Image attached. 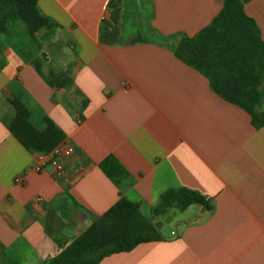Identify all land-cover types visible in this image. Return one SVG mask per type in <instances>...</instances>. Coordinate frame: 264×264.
Returning a JSON list of instances; mask_svg holds the SVG:
<instances>
[{
	"label": "crops",
	"instance_id": "0c3cea01",
	"mask_svg": "<svg viewBox=\"0 0 264 264\" xmlns=\"http://www.w3.org/2000/svg\"><path fill=\"white\" fill-rule=\"evenodd\" d=\"M114 2L119 41L108 43L100 26ZM221 5L37 0L58 25L48 38L36 33L39 47L31 46L20 22L0 35V260L43 264L125 197L139 203L161 237L97 264H264V126H253L243 108L215 93L174 52ZM243 10L264 42V0H248ZM43 53L54 60L45 59V72H66L62 86L49 85L33 68V57ZM13 82L25 92L32 123L41 128L47 119L62 132L53 148L74 146L64 161L67 180L52 178L50 167L32 170L37 153L11 133ZM107 155L127 172L117 183L99 167ZM177 187L196 190L206 204L154 215L160 194Z\"/></svg>",
	"mask_w": 264,
	"mask_h": 264
},
{
	"label": "trees",
	"instance_id": "16d2710c",
	"mask_svg": "<svg viewBox=\"0 0 264 264\" xmlns=\"http://www.w3.org/2000/svg\"><path fill=\"white\" fill-rule=\"evenodd\" d=\"M248 0H222L220 10L212 20L192 36H183L175 47V55L197 69L209 81L211 89L225 100L243 108L255 127L264 126V42L254 20L245 14L243 4ZM117 3H112L108 19L100 26V39L119 41L115 26ZM20 22L29 34L32 47H39L36 33L45 28L48 33L58 25L37 8V0H0V35L6 36ZM139 38H132L135 41ZM45 55L33 57L31 64L45 81L60 87L67 81L63 70L48 67ZM24 90L15 82L8 97L14 108L9 129L30 152L50 151L63 138L62 132L47 119L38 128L31 121L32 110L24 100ZM101 170L115 183L127 176L124 167L112 155L100 162ZM191 203H204L196 190L177 187L162 192L152 207L154 215L169 209L183 210ZM157 228L145 218L139 203L120 197L56 255L43 264H97L103 257L128 251L139 243L160 239ZM56 242V237H52ZM0 264H14L2 258Z\"/></svg>",
	"mask_w": 264,
	"mask_h": 264
},
{
	"label": "built area",
	"instance_id": "2783aa9c",
	"mask_svg": "<svg viewBox=\"0 0 264 264\" xmlns=\"http://www.w3.org/2000/svg\"><path fill=\"white\" fill-rule=\"evenodd\" d=\"M75 148L72 145H65L62 148H53L45 153H37V161L33 165L32 170L40 172L47 167L51 169L52 178L66 179L64 161L75 153ZM14 181L20 182L21 177L16 176Z\"/></svg>",
	"mask_w": 264,
	"mask_h": 264
},
{
	"label": "rangeland",
	"instance_id": "374dc122",
	"mask_svg": "<svg viewBox=\"0 0 264 264\" xmlns=\"http://www.w3.org/2000/svg\"><path fill=\"white\" fill-rule=\"evenodd\" d=\"M42 31H43L44 33H43ZM39 32H40V34H41L42 37H45V38L47 37V38H48V36H46V35H48L49 33H48L45 29L41 28V29L39 30ZM60 41H61V40H60ZM61 42H62V44H64V41H61ZM61 42L54 41V43L51 44V46L55 48V51L60 50V47H61V45H62ZM46 51H47V50H46ZM49 53H50L51 55H53L54 57H56V53H53V52H51L50 50H49ZM43 54L45 55V53H43ZM58 55H59V54H58ZM72 55H73V54H72ZM45 59L48 60L50 63H52V62H51L52 59L48 58L47 56H45ZM43 61H44V66H45L44 69H45V68L47 67V65H49V63H48V62L46 63L45 60H43ZM52 61H54V60H52ZM55 63H57V62L55 61ZM50 65H51V64H50ZM53 68H54V67H53ZM55 68H59V67H55Z\"/></svg>",
	"mask_w": 264,
	"mask_h": 264
}]
</instances>
